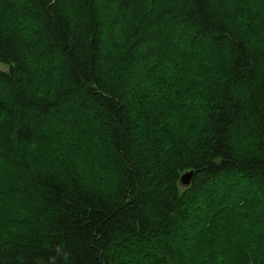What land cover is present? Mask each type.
Masks as SVG:
<instances>
[{"label":"trees","instance_id":"trees-1","mask_svg":"<svg viewBox=\"0 0 264 264\" xmlns=\"http://www.w3.org/2000/svg\"><path fill=\"white\" fill-rule=\"evenodd\" d=\"M0 67V264H264V0H0Z\"/></svg>","mask_w":264,"mask_h":264},{"label":"rangeland","instance_id":"rangeland-1","mask_svg":"<svg viewBox=\"0 0 264 264\" xmlns=\"http://www.w3.org/2000/svg\"><path fill=\"white\" fill-rule=\"evenodd\" d=\"M1 68V67H0ZM39 91L42 90L40 87H38ZM11 123V120L9 121ZM5 125V124H4ZM2 127V129L0 130V141L2 143L1 146H3V144H7L9 142L8 140V133H7V130H8V126H4ZM184 175V174H183ZM182 190V189H180ZM244 195H242L243 197H245V208L247 209V212L249 213H252L254 216L256 215L257 213V204H256V201L249 197L248 193H247V190L243 192ZM14 210L18 211L17 208H15ZM8 210H6V215L8 214ZM256 220H258V218L255 217Z\"/></svg>","mask_w":264,"mask_h":264},{"label":"water","instance_id":"water-1","mask_svg":"<svg viewBox=\"0 0 264 264\" xmlns=\"http://www.w3.org/2000/svg\"><path fill=\"white\" fill-rule=\"evenodd\" d=\"M192 173L188 172L181 176L180 182L183 186H188L192 179Z\"/></svg>","mask_w":264,"mask_h":264}]
</instances>
